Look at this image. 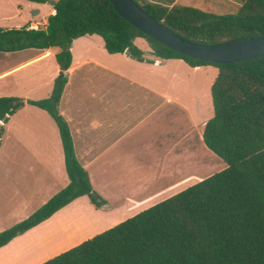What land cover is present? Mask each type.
<instances>
[{"label": "trees", "instance_id": "trees-1", "mask_svg": "<svg viewBox=\"0 0 264 264\" xmlns=\"http://www.w3.org/2000/svg\"><path fill=\"white\" fill-rule=\"evenodd\" d=\"M28 1L50 2L55 12L37 29L29 24L0 27V52L56 49L60 73L51 94L27 103L46 110L55 121L69 183L30 216L1 231L0 247L80 196H89L96 207L106 203L77 159L69 124L59 111L72 42L98 34L109 53L145 61L144 50L135 44L142 37L157 57L218 68L211 86L214 116L203 126V139L226 166L40 264H264V56L224 64L190 57L146 35L110 0ZM135 1L191 41L264 36V0H239L237 12L226 15L192 5ZM24 105L19 97L0 96V136L2 122Z\"/></svg>", "mask_w": 264, "mask_h": 264}, {"label": "crops", "instance_id": "crops-1", "mask_svg": "<svg viewBox=\"0 0 264 264\" xmlns=\"http://www.w3.org/2000/svg\"><path fill=\"white\" fill-rule=\"evenodd\" d=\"M32 4V19L25 23L29 26L42 11L36 6L41 3ZM35 9L39 13L32 15ZM54 12L52 5L49 15ZM48 16H41L38 21L41 27L47 23ZM135 44L144 50L147 60L138 61L121 52L109 53L98 34L80 36L72 42V63L65 71L67 83L59 111L69 124L77 159L88 171L93 189L106 201L96 208L83 195L69 205L86 203L97 212L99 220L132 217L210 176H201L202 169L218 164L217 155L203 139V126L214 116L211 86L218 68L194 67L182 59L157 57L142 37L136 38ZM25 50L28 53L22 58L0 69V96H16L25 102L6 123L2 122L0 149L5 150L14 135L19 161L30 151L40 166L42 160L38 153L47 150L60 155L61 166L66 171L55 121L46 110L27 103L28 99L39 100L51 94L60 73L56 49ZM16 52L19 51L0 53L8 56ZM30 66H38L37 72L44 75L37 84L44 91L43 96L32 98L28 90L10 94L17 85L7 79ZM223 165H226L224 161ZM31 169L35 171L34 167ZM15 170L17 178H10ZM22 172V165H0V218L18 209L20 201L24 205L26 183ZM119 221L102 228L101 232ZM40 224L0 247V257ZM96 233L100 230L62 251ZM57 254L32 264H40Z\"/></svg>", "mask_w": 264, "mask_h": 264}, {"label": "rangeland", "instance_id": "rangeland-1", "mask_svg": "<svg viewBox=\"0 0 264 264\" xmlns=\"http://www.w3.org/2000/svg\"><path fill=\"white\" fill-rule=\"evenodd\" d=\"M154 1L166 2L171 5H192L216 15L236 13L240 6L239 0ZM32 5V2L27 0H0V27L11 28L24 25L28 20L32 19L30 11ZM36 6L42 10L41 15L35 18V23L41 27L38 21L41 20L42 15H49L52 5L49 2L45 3V5ZM27 51H19L8 56L0 53V69L22 58L24 53H28ZM149 51L151 52V49ZM37 69L38 66H30L9 77L7 80L9 82L14 81L17 85L14 90L10 91V94H20L28 90L29 96L32 98L43 96L44 91L37 84L44 78V75L38 73ZM17 149L16 138L12 135L8 147L5 150L0 149V165H22L23 172L21 177L26 183L24 187L26 192L23 197L24 205L22 206L23 201H20L18 209L2 215L0 218V230H5L27 218L68 183L66 171L61 166L60 155L54 152L48 153L47 150H44L45 153L39 152L38 154L41 155L38 156L42 160V165L39 166L30 151L25 152L19 161ZM217 159L218 164L207 165L208 168L202 169L201 176L212 175L225 168L226 165H223V160L218 156ZM31 167H34L35 171ZM17 176L18 174L15 170L10 178L16 179ZM201 176L199 178H203ZM125 219V217L119 216L100 218L99 220L97 212L93 211L88 204H68L67 207H63L50 219L16 242L12 250L1 255L0 261L2 264H32L38 262L57 252H63L64 248L98 230L101 232L102 228L118 220L122 221Z\"/></svg>", "mask_w": 264, "mask_h": 264}, {"label": "water", "instance_id": "water-1", "mask_svg": "<svg viewBox=\"0 0 264 264\" xmlns=\"http://www.w3.org/2000/svg\"><path fill=\"white\" fill-rule=\"evenodd\" d=\"M118 13L149 37L190 57L213 63H231L264 56V36L246 37L222 43L188 40L150 15L135 0H110ZM39 13L38 9L32 15Z\"/></svg>", "mask_w": 264, "mask_h": 264}, {"label": "built area", "instance_id": "built-area-1", "mask_svg": "<svg viewBox=\"0 0 264 264\" xmlns=\"http://www.w3.org/2000/svg\"><path fill=\"white\" fill-rule=\"evenodd\" d=\"M31 28H39V26H38V24H36V23H33L31 26H30Z\"/></svg>", "mask_w": 264, "mask_h": 264}]
</instances>
